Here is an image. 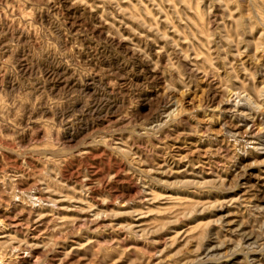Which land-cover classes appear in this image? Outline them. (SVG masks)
<instances>
[{
	"label": "rangeland",
	"instance_id": "obj_1",
	"mask_svg": "<svg viewBox=\"0 0 264 264\" xmlns=\"http://www.w3.org/2000/svg\"><path fill=\"white\" fill-rule=\"evenodd\" d=\"M0 264H264V0H0Z\"/></svg>",
	"mask_w": 264,
	"mask_h": 264
}]
</instances>
